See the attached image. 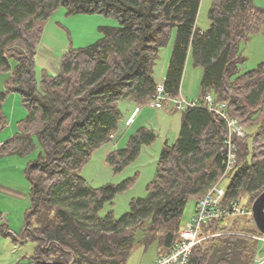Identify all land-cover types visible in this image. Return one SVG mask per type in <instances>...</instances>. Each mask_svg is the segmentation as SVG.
<instances>
[{
    "label": "trees",
    "instance_id": "trees-1",
    "mask_svg": "<svg viewBox=\"0 0 264 264\" xmlns=\"http://www.w3.org/2000/svg\"><path fill=\"white\" fill-rule=\"evenodd\" d=\"M200 1L0 0V71H9L0 100L18 93L27 111L1 149L9 146L13 153L28 154L40 148L24 167L30 204L19 234L34 247L15 264H126L135 243L145 250L154 247L157 257L179 241L186 203L194 198L196 205L224 170L226 125L217 114L204 107L182 111L179 134L174 142L163 143L146 195L132 198L119 218L112 211L98 213L136 175L96 188L81 175L92 152L118 131L123 120L118 102L141 105L150 100L158 84L154 66L173 29L164 91L179 94L190 50L193 65L202 68V94L211 91L216 102H225L227 113L246 132L237 140L233 169L220 181L221 186L229 178L221 186V205L241 204L243 192L251 205L264 190V62L240 70L245 61L240 44L264 34V7L253 0H211L209 25L200 31ZM60 7L67 15L113 17L118 25L99 26L101 36L91 44L70 45L59 72L43 71L37 80L36 48L47 19ZM6 124L0 103V132ZM155 137L139 127L106 161L113 171H121ZM236 220L227 216L202 224L199 236L208 237L194 246L188 264H254L260 242L249 235L259 232L234 225Z\"/></svg>",
    "mask_w": 264,
    "mask_h": 264
},
{
    "label": "rangeland",
    "instance_id": "rangeland-1",
    "mask_svg": "<svg viewBox=\"0 0 264 264\" xmlns=\"http://www.w3.org/2000/svg\"><path fill=\"white\" fill-rule=\"evenodd\" d=\"M207 2L208 0H205V3L201 8L200 20H198V25L200 26L201 24H204L206 28L209 23V9ZM262 5H264V0H262ZM53 13V17L61 20V24L69 31V42L73 47H81L91 44L101 36L99 26L107 25L96 18L98 17L97 15L100 14L94 13L67 15L63 7L54 10ZM100 17L108 19L109 24L107 26L118 25V21L113 17L104 15H101ZM174 36L175 29H173L168 43L160 49L159 57L155 63L154 77L158 83L160 79L158 78L156 72H158L160 69H162V72L166 71ZM240 51L242 55L245 56V61L240 65L241 72L250 70L256 67L260 62H264V34L260 32L251 36L247 41L242 42L240 44ZM9 63L13 64V61L9 60ZM40 68L41 67L39 65L35 67V69H37L36 77L38 78L42 74ZM184 69L185 71L182 75L180 88L183 87L186 94L181 95L180 91L179 94L187 100L201 101L203 95L200 87L202 68L199 66H194L190 56L188 62L186 61V67ZM8 73L9 71H0V83L1 80L8 75ZM9 95L10 96L8 98H6L8 96L6 95L0 100L2 111L7 119L6 126L0 132V136H3L2 141H0V194L3 196V199L1 196L0 202L11 204L15 208H18L24 203V193L27 194L26 198L28 203H30L28 198V190L23 189V183L25 182L26 185L28 183L26 177L23 175V168L27 160L38 156L40 148L37 146L36 149L32 150L28 154L13 153L9 146L1 149V145L9 140L16 131L17 121L24 118L27 114L25 107L21 103L20 95L15 92H10ZM181 118L182 111L172 110L171 108L156 109L151 107L148 102L140 105L132 133H134L139 127H145L149 130H152L156 137L150 144L142 145L135 160L126 165L121 171H113L110 164L106 161V156L110 151H105V149L112 147L114 145V140L104 143L102 146L98 147L92 152L89 160L81 168L82 177L92 187L96 188L106 183L117 184L126 178L136 175L135 181L131 186L117 193L114 196L112 203L104 204L98 213L100 216H104L109 211H112L113 215L116 218H119L128 210L129 202L132 198L144 197L146 195V185L154 177L157 160L160 155L163 142L166 140L168 143H172L176 140L180 131ZM10 130H13V133H10ZM132 133L129 135L127 134L128 137L126 135L123 141L121 140V142H119L120 148L125 146L129 136ZM110 150H113V147L112 149L110 148ZM19 174L23 175L25 179L20 183L17 182ZM228 179L229 178L226 177L223 180L221 183L222 187L225 188L228 183ZM10 194H13L14 196H11ZM240 198V205L242 207L249 208L250 204L248 203L247 194L243 192ZM194 205V198H190L186 203L181 215L182 226L190 220L191 215L194 212ZM232 219L233 218L227 219L225 224L230 225ZM236 219L237 220L235 221L234 225L238 226V224H240L246 228L253 229L252 231L255 233L258 232L253 220H248L245 217H236ZM27 245H29L27 246L29 247V251L27 253L28 255L32 253L34 246L33 243L29 241L27 242ZM154 257V247H150L145 250L135 243L126 261V264H148ZM21 260L24 261V259Z\"/></svg>",
    "mask_w": 264,
    "mask_h": 264
},
{
    "label": "built area",
    "instance_id": "built-area-1",
    "mask_svg": "<svg viewBox=\"0 0 264 264\" xmlns=\"http://www.w3.org/2000/svg\"><path fill=\"white\" fill-rule=\"evenodd\" d=\"M148 104L156 109H167L183 111L188 107H204L222 118L226 125V136L224 139V170L222 175L203 194L195 205L190 220L181 227L179 241L169 252L155 257L148 264H188L189 257L195 245L208 236H199L202 224L211 219L222 217H246L252 220V211L242 207L238 201H230L227 207L221 205L223 189L220 181L233 169L238 152L237 140L245 137L246 132L241 121L231 116L226 111L225 102H216L212 92L206 91L201 101L187 100L180 94L171 96L163 89V84L158 83L156 90L151 96ZM113 136V135H112ZM111 136V137H112ZM259 232V231H258ZM214 235V234H210ZM250 237L260 242V248L254 257V264L264 261V234H252ZM1 264V263H0Z\"/></svg>",
    "mask_w": 264,
    "mask_h": 264
},
{
    "label": "crops",
    "instance_id": "crops-1",
    "mask_svg": "<svg viewBox=\"0 0 264 264\" xmlns=\"http://www.w3.org/2000/svg\"><path fill=\"white\" fill-rule=\"evenodd\" d=\"M253 1H254V4L257 6H264L262 5V0H253ZM204 3H205V0L200 1L198 14L196 18V27L200 31H204L205 29H207L206 26H204V24H201L200 26L198 25V20H200L201 8L204 5ZM207 3H208V9H209L211 0H208ZM53 14L47 19L43 27L40 41L36 48V55H35V67L39 65L41 67L40 68L41 72L45 71L49 75H55L59 72L61 56L68 50L69 46L71 45V43L69 42V38H70L69 31L67 30L66 27H64L61 24V20L53 17ZM60 16H63V15H60ZM97 16L98 17L96 18L101 20L102 23L107 24V25L109 24L108 19H104L103 17H100L101 14ZM170 48H171V45H170ZM190 56H191V51L189 50L187 62ZM34 70H35V77H36L37 69L34 68ZM154 72H155V69H154ZM165 72H162V69L156 72V74L158 75V78L160 79L159 83L163 82ZM8 76H9V73L6 77H4L1 80L0 92L4 89V81L8 78ZM36 79L39 80L40 77L39 78L36 77ZM179 91L181 95L186 94L183 87L180 88ZM9 94H7L8 96L6 98L10 96ZM139 106L140 105L130 100H122V101L120 100L118 102V107L121 110V112L124 113V115H123V120L119 124L118 131L116 132L113 138L114 140V145L112 146L113 149L120 148L119 142H121V140L123 141V139L125 138L127 134L129 135L130 133H132L134 129V124L137 119V114L139 112ZM161 114H164V113H161ZM163 116H166V115H163ZM10 133H13V130H10ZM2 139H3V136H0V141H2ZM112 147L110 148L112 149ZM110 148L105 149V151L107 150L111 151ZM23 175L25 176L24 168H23ZM23 175H20V174L18 175L17 182L20 183L21 181L25 180ZM27 185L24 182L23 189L28 190V198H29V185L28 186ZM10 195L14 196L13 194H10ZM26 195L27 194L24 193V197H23L24 203L22 202L23 204L19 206L18 208H15L11 204H5V203L0 202V263L1 264H15L19 260L24 259V257L27 255L29 251V247H27L29 245H27L28 241L26 237L21 238L19 236V234L24 230L25 211L29 207V204H30L28 203ZM1 196L2 195L0 194V197ZM2 199H3V196H2Z\"/></svg>",
    "mask_w": 264,
    "mask_h": 264
},
{
    "label": "water",
    "instance_id": "water-1",
    "mask_svg": "<svg viewBox=\"0 0 264 264\" xmlns=\"http://www.w3.org/2000/svg\"><path fill=\"white\" fill-rule=\"evenodd\" d=\"M250 209L255 227L264 234V190L252 201ZM72 256L74 255L72 254ZM70 264H73V261ZM257 264H264V261Z\"/></svg>",
    "mask_w": 264,
    "mask_h": 264
},
{
    "label": "bare ground",
    "instance_id": "bare-ground-1",
    "mask_svg": "<svg viewBox=\"0 0 264 264\" xmlns=\"http://www.w3.org/2000/svg\"><path fill=\"white\" fill-rule=\"evenodd\" d=\"M211 186H212V185H211ZM211 186H210V187H211Z\"/></svg>",
    "mask_w": 264,
    "mask_h": 264
}]
</instances>
